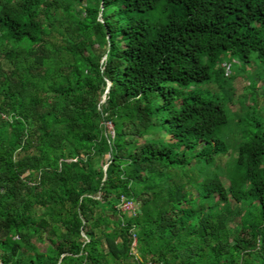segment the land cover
Returning a JSON list of instances; mask_svg holds the SVG:
<instances>
[{"label": "trees", "instance_id": "1", "mask_svg": "<svg viewBox=\"0 0 264 264\" xmlns=\"http://www.w3.org/2000/svg\"><path fill=\"white\" fill-rule=\"evenodd\" d=\"M252 55L264 0H0L2 264H264V130L225 106Z\"/></svg>", "mask_w": 264, "mask_h": 264}, {"label": "rangeland", "instance_id": "2", "mask_svg": "<svg viewBox=\"0 0 264 264\" xmlns=\"http://www.w3.org/2000/svg\"><path fill=\"white\" fill-rule=\"evenodd\" d=\"M225 63H229V68L225 73L228 80L224 84V88H228L230 101L225 103L234 120L244 118L247 112H255L256 120L260 123L259 128L249 127L250 131L264 130V58L257 59L251 56L247 65H241L237 59H225ZM230 76V77H229ZM223 79V77H222ZM197 90H202L210 96H218L224 98L225 93L220 90L221 87L216 82H209L196 87ZM226 98V97H225ZM224 101H227L226 99ZM227 109V111H228ZM254 114V113H253ZM230 116V115H229ZM228 124L222 128L217 134L219 138L224 140L230 147L235 146L243 132L236 130L233 125ZM232 149V148H231ZM231 152V151H230ZM229 153L225 156L217 157V162L221 167H224L225 160ZM106 158V157H105ZM104 158V159H105Z\"/></svg>", "mask_w": 264, "mask_h": 264}, {"label": "built area", "instance_id": "3", "mask_svg": "<svg viewBox=\"0 0 264 264\" xmlns=\"http://www.w3.org/2000/svg\"><path fill=\"white\" fill-rule=\"evenodd\" d=\"M106 128L110 131V134L112 135L111 126L109 123L106 124ZM116 210L120 214H123L128 217H133L136 212V206L133 204L132 201L120 197L119 202L116 206ZM134 246H135V236L131 234V249H133ZM146 264H151V263H146Z\"/></svg>", "mask_w": 264, "mask_h": 264}, {"label": "water", "instance_id": "4", "mask_svg": "<svg viewBox=\"0 0 264 264\" xmlns=\"http://www.w3.org/2000/svg\"><path fill=\"white\" fill-rule=\"evenodd\" d=\"M106 87H108V83H107V86ZM105 92H106V90H105ZM102 99H103V96H102ZM0 264H2V262L0 261Z\"/></svg>", "mask_w": 264, "mask_h": 264}]
</instances>
